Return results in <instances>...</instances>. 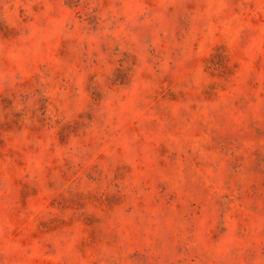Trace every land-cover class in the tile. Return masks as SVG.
<instances>
[{
	"label": "rangeland",
	"instance_id": "374dc122",
	"mask_svg": "<svg viewBox=\"0 0 264 264\" xmlns=\"http://www.w3.org/2000/svg\"><path fill=\"white\" fill-rule=\"evenodd\" d=\"M0 264H264V0H0Z\"/></svg>",
	"mask_w": 264,
	"mask_h": 264
}]
</instances>
